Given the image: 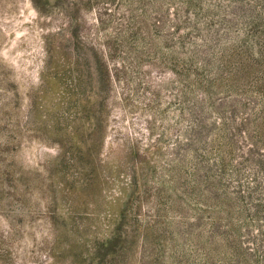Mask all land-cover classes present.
Instances as JSON below:
<instances>
[{
  "label": "rangeland",
  "instance_id": "374dc122",
  "mask_svg": "<svg viewBox=\"0 0 264 264\" xmlns=\"http://www.w3.org/2000/svg\"><path fill=\"white\" fill-rule=\"evenodd\" d=\"M261 231L264 0H0V264H254Z\"/></svg>",
  "mask_w": 264,
  "mask_h": 264
},
{
  "label": "trees",
  "instance_id": "16d2710c",
  "mask_svg": "<svg viewBox=\"0 0 264 264\" xmlns=\"http://www.w3.org/2000/svg\"><path fill=\"white\" fill-rule=\"evenodd\" d=\"M259 235V253H257L256 259H254V264H264V262H262V259H264V231H261ZM248 254L250 258L254 256L253 252H249ZM244 264H250V262L246 260Z\"/></svg>",
  "mask_w": 264,
  "mask_h": 264
}]
</instances>
